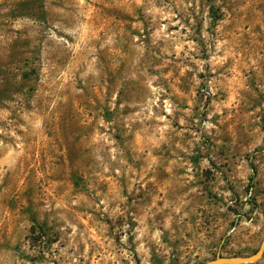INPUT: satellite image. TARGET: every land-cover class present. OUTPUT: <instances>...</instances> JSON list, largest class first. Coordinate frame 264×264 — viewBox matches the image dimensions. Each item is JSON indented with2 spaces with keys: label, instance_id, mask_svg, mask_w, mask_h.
<instances>
[{
  "label": "rangeland",
  "instance_id": "374dc122",
  "mask_svg": "<svg viewBox=\"0 0 264 264\" xmlns=\"http://www.w3.org/2000/svg\"><path fill=\"white\" fill-rule=\"evenodd\" d=\"M263 237L264 0H0V264Z\"/></svg>",
  "mask_w": 264,
  "mask_h": 264
},
{
  "label": "water",
  "instance_id": "95a60500",
  "mask_svg": "<svg viewBox=\"0 0 264 264\" xmlns=\"http://www.w3.org/2000/svg\"><path fill=\"white\" fill-rule=\"evenodd\" d=\"M264 256V237L259 248L254 254L248 257H221L218 255L215 259L201 264H254L259 262Z\"/></svg>",
  "mask_w": 264,
  "mask_h": 264
}]
</instances>
